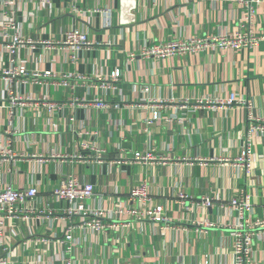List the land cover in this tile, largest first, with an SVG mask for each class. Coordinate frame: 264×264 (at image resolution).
I'll list each match as a JSON object with an SVG mask.
<instances>
[{
  "label": "crops",
  "instance_id": "0c3cea01",
  "mask_svg": "<svg viewBox=\"0 0 264 264\" xmlns=\"http://www.w3.org/2000/svg\"><path fill=\"white\" fill-rule=\"evenodd\" d=\"M3 1L0 22L11 15L8 32L24 42L10 53L0 34V151L7 153L0 182L38 193L29 201L33 215L22 217L25 201L21 214L0 224V257L8 264H234L240 218L229 202L248 194L245 216L264 219V130L249 131L264 121V40L166 58L141 50L173 37L232 33L249 0H14L11 12ZM250 4L264 34V0ZM71 29L88 44L63 45ZM20 67L24 75L3 77ZM98 99L109 106L96 107ZM82 143L102 149L100 158ZM248 146L249 167L235 161ZM136 151L155 158L134 161ZM67 175L93 186L83 204L109 213L105 230L63 214L69 201L51 193ZM144 183L165 221L117 214L143 206L128 194ZM253 264H264V235L254 243Z\"/></svg>",
  "mask_w": 264,
  "mask_h": 264
},
{
  "label": "built area",
  "instance_id": "2783aa9c",
  "mask_svg": "<svg viewBox=\"0 0 264 264\" xmlns=\"http://www.w3.org/2000/svg\"><path fill=\"white\" fill-rule=\"evenodd\" d=\"M177 1V0H172ZM183 1V0H178ZM250 1L259 3L260 0H249L244 3L247 7L245 14L238 23L237 29L232 33H219L216 35H207L204 37H173L168 41H157L149 47L141 50L143 57H160L166 58L177 54L186 52L201 51L208 48L217 49H250L259 45V42L264 40V34L257 33L255 28V10L250 4ZM14 0H4L3 8L11 12L13 10ZM75 10V9H74ZM9 29H15L14 18L9 14H4L3 19L0 22V34L2 37L3 48L12 53L18 47L19 44L24 41L18 34H10ZM63 45L68 47H74L75 50L88 44L87 36L78 29H71L65 32ZM133 54L129 56L133 59ZM24 69L22 67L18 69H9L3 71V77L5 79H11V77L24 75ZM50 75L49 71H45L43 76ZM41 75L39 73H33L32 77L36 80ZM119 71L115 70L111 73L110 78L113 81L118 80ZM146 90V88H144ZM15 100L12 99V102ZM95 106L98 108H106L109 105L103 102L101 99L95 100ZM157 118V114L153 113L151 119ZM262 125L254 127L250 126L249 131L252 132L256 128L264 130V121ZM83 149H91L96 153V158H100L102 149L96 147L95 144L82 143ZM250 148L249 146L242 149L238 157H236V163L240 165L250 166ZM7 153L4 150L0 151V159L4 160ZM134 161L145 163L155 157L151 153L143 154L136 151L132 155ZM38 190L35 186H28L26 188H15L10 184L0 182V224L6 217H13L23 212L20 204L27 203L25 213L22 217L29 218L35 212L34 207L30 205V200L36 197ZM58 199H65L69 201L70 206L64 209L63 214L67 217L78 216L79 225L83 228L90 229L91 231L105 230L109 224L105 223V219L110 218L109 213L96 209L91 210L84 206L83 203L87 202L93 196V186L90 183L80 182L76 177L67 175L60 180V184L52 190L51 193ZM129 198L131 200H137L143 202V206L132 207L127 206L124 209H118L117 214H127L132 219H148L154 222L165 221L164 208L161 205L149 204L148 186L144 183L141 186L134 187L129 191ZM180 204L184 203V199L187 196L180 191L177 194ZM204 206H211L212 199L209 197H202L201 201ZM229 206L238 211L240 222L236 224L232 230L234 238L232 250L234 255V264H253L254 257V243L256 239L261 238L264 235V219L251 220L245 216L246 211H250V203L248 194H242L241 196L232 199L229 202ZM109 216V217H108ZM75 228L74 224H71L66 229L65 238L67 241L72 239V230ZM4 238L0 231V244H4ZM70 245L67 246L66 252H69ZM4 250H8L7 247ZM0 264H8L6 257H0ZM65 264H73L70 258L65 260Z\"/></svg>",
  "mask_w": 264,
  "mask_h": 264
}]
</instances>
